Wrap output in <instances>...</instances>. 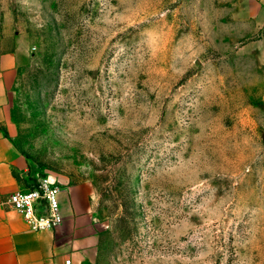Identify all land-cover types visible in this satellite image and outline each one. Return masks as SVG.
Segmentation results:
<instances>
[{"label": "rangeland", "instance_id": "obj_1", "mask_svg": "<svg viewBox=\"0 0 264 264\" xmlns=\"http://www.w3.org/2000/svg\"><path fill=\"white\" fill-rule=\"evenodd\" d=\"M4 56L17 147L92 187L72 264H264V0H0Z\"/></svg>", "mask_w": 264, "mask_h": 264}, {"label": "crops", "instance_id": "obj_2", "mask_svg": "<svg viewBox=\"0 0 264 264\" xmlns=\"http://www.w3.org/2000/svg\"><path fill=\"white\" fill-rule=\"evenodd\" d=\"M7 63L9 65H7ZM0 72V264H67L83 253L94 254L98 243L92 187L88 183L62 184L64 224L56 230L29 229L21 214L8 204L9 196L29 188L38 176L13 141L9 96L17 69L9 56Z\"/></svg>", "mask_w": 264, "mask_h": 264}, {"label": "built area", "instance_id": "obj_3", "mask_svg": "<svg viewBox=\"0 0 264 264\" xmlns=\"http://www.w3.org/2000/svg\"><path fill=\"white\" fill-rule=\"evenodd\" d=\"M62 188L55 178L41 175L29 188L12 193L7 202L21 214L30 230H56L65 222L60 200ZM66 262L71 263L70 260Z\"/></svg>", "mask_w": 264, "mask_h": 264}, {"label": "trees", "instance_id": "obj_4", "mask_svg": "<svg viewBox=\"0 0 264 264\" xmlns=\"http://www.w3.org/2000/svg\"><path fill=\"white\" fill-rule=\"evenodd\" d=\"M37 177H38V176L35 177V181L37 180ZM35 181H34L30 186H32V185L35 183Z\"/></svg>", "mask_w": 264, "mask_h": 264}]
</instances>
